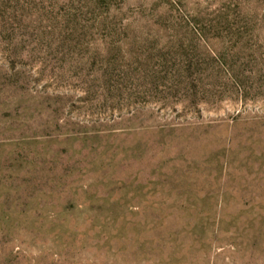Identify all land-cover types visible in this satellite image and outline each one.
Segmentation results:
<instances>
[{
  "label": "rangeland",
  "instance_id": "rangeland-1",
  "mask_svg": "<svg viewBox=\"0 0 264 264\" xmlns=\"http://www.w3.org/2000/svg\"><path fill=\"white\" fill-rule=\"evenodd\" d=\"M0 264H264V0H0Z\"/></svg>",
  "mask_w": 264,
  "mask_h": 264
}]
</instances>
